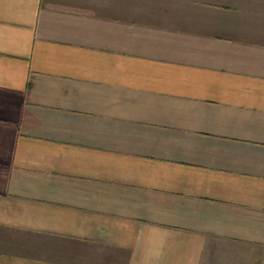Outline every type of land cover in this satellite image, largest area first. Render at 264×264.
Masks as SVG:
<instances>
[{
    "label": "crops",
    "instance_id": "0c3cea01",
    "mask_svg": "<svg viewBox=\"0 0 264 264\" xmlns=\"http://www.w3.org/2000/svg\"><path fill=\"white\" fill-rule=\"evenodd\" d=\"M218 241L264 248V0H0V264Z\"/></svg>",
    "mask_w": 264,
    "mask_h": 264
},
{
    "label": "rangeland",
    "instance_id": "374dc122",
    "mask_svg": "<svg viewBox=\"0 0 264 264\" xmlns=\"http://www.w3.org/2000/svg\"><path fill=\"white\" fill-rule=\"evenodd\" d=\"M207 253V264H264V248L249 244L218 241Z\"/></svg>",
    "mask_w": 264,
    "mask_h": 264
}]
</instances>
